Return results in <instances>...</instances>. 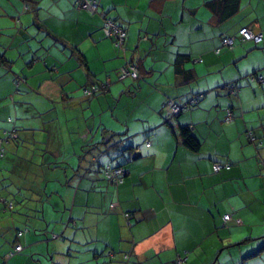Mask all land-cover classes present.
Returning a JSON list of instances; mask_svg holds the SVG:
<instances>
[{"label":"crops","instance_id":"crops-1","mask_svg":"<svg viewBox=\"0 0 264 264\" xmlns=\"http://www.w3.org/2000/svg\"><path fill=\"white\" fill-rule=\"evenodd\" d=\"M98 1L126 28L124 49L76 0H0V134L16 129L0 158V234L14 247L1 264H38L25 246L49 264L75 249L93 264H264V143L247 135L264 138V0H240L224 20L210 0ZM244 26L263 40L242 41ZM178 54L193 62L189 82ZM127 62L138 78H119ZM97 82L103 93L79 92ZM201 92L179 114L163 106ZM108 162L125 165L123 181L106 178Z\"/></svg>","mask_w":264,"mask_h":264},{"label":"built area","instance_id":"built-area-1","mask_svg":"<svg viewBox=\"0 0 264 264\" xmlns=\"http://www.w3.org/2000/svg\"><path fill=\"white\" fill-rule=\"evenodd\" d=\"M78 6L79 7H84V8H88L92 11H97V1L96 0H78ZM105 34L107 36H113L116 39V45L120 48L124 49V41L126 39L127 36V31L124 27H122L120 24L114 22L111 18H108L105 22L104 28H103ZM263 38V34L262 33H257L253 30H251L248 27H244L240 30V39L242 41H254L255 43H259L262 41ZM236 42V36H225L222 39V43L221 46H226V47H234ZM221 46L216 48V52H220L221 50ZM140 76V71L137 67V65H135L134 63L131 62H127L125 65H123L120 70H119V78L120 79H125L127 77H132V78H138ZM252 78H255L256 75H251ZM261 77V75H260ZM259 80L261 81L262 78H259ZM21 82V79H17L16 80V84L17 86H19ZM106 85V84H91L89 86H86L84 88V94L87 96H91L92 94L96 93V92H100L102 91ZM233 85V84H232ZM238 90V86L232 88V91H237ZM205 93H201L200 95H204ZM198 102L199 101V95H193L189 101L187 102H178L174 99H168L165 103H164V107L168 108L169 110H171L172 114H178L181 111L187 109L189 107V105L192 102ZM233 119V111L231 109H228L227 112V116H226V120L227 121H231ZM10 121H13L14 118L13 117H9ZM16 129H7L5 130V134L7 137L9 136H16ZM247 135L249 136L250 140L257 143V145H262L264 140L261 137L256 136V134L254 133V131L252 129H249L247 131ZM3 142V139L0 138V143ZM4 147L1 146L0 147V156H2L4 154ZM135 151H137V149H135ZM227 164L222 163L220 161H216L214 163V169L216 171L220 170L223 166H226ZM125 170L121 167H111L110 165H108L105 168V175L108 178V180L112 181V182H121L123 181L124 175H125ZM232 217L231 214H225L224 215V224L227 223V221L230 220V218ZM56 236V235H55ZM23 248L22 244H16L15 246V251L11 252V255H13L15 252L20 251Z\"/></svg>","mask_w":264,"mask_h":264},{"label":"trees","instance_id":"trees-1","mask_svg":"<svg viewBox=\"0 0 264 264\" xmlns=\"http://www.w3.org/2000/svg\"><path fill=\"white\" fill-rule=\"evenodd\" d=\"M97 1V11H92V10H90V9H88V8H84V7H79L78 6V0H76V6L78 7V8H80V9H85V10H87V11H89V12H91V13H98V14H100L102 17H103V19H104V23H103V26H102V30H103V28H104V25H105V22H106V20L108 19V18H111L114 22H116V23H118L113 17H111V16H109L108 15V13L104 10V9H101L100 8V2L98 1V0H96ZM207 3V5L218 15V17H219V19H221V20H224V19H226V18H228V17H230V16H232L233 14H235V12L239 9V7H240V0H210V1H207L206 2ZM119 24V23H118ZM121 25V24H120ZM122 27H124L123 25H121ZM244 27H248V26H244ZM244 27H242V28H244ZM125 28V27H124ZM241 28V29H242ZM248 28H250V27H248ZM126 29V28H125ZM240 29V30H241ZM240 30H239V33H238V35H239V38H240ZM252 30V29H251ZM104 31V30H103ZM127 31V30H126ZM105 33V32H104ZM107 36V35H106ZM225 36H230V35H228V34H225V35H223L222 36V39H223V37H225ZM231 36H235V35H231ZM108 37H110V38H113L114 39V42H115V44H116V39L113 37V36H108ZM126 38H127V36H126ZM222 39H221V43H222ZM262 40H263V38H262ZM125 41H126V39H125ZM125 41H124V45H125ZM260 43V42H259ZM125 47V46H124ZM80 57H81V60L83 61V63H85L86 64V57H85V55L82 53V52H80ZM191 60V58L189 57V55H187V54H178L177 55V57H176V59H175V61H174V67H175V72H176V74L177 75H182V77L184 78L185 76V74L188 72V71H190L191 69H187V68H185V64H186V62H188V61H190ZM6 60L4 59V57H3V55H0V62H5ZM138 67V66H137ZM140 69V68H139ZM192 76V78H193V75H191ZM184 79H186V78H184ZM191 79H186V81L185 82H189ZM98 83V82H97ZM96 83V84H97ZM15 84H16V81H15ZM234 87H237V85L236 84H233V85H231L230 84V89L232 90V88H234ZM16 89L17 90H20L19 89V86H17V84H16ZM104 92V90H102V91H100V92H96V93H94V94H92L91 96H87V97H92V96H95V95H98V94H100V93H103ZM234 92H237V91H234ZM201 93H203V92H201ZM201 93H198V94H195V95H199V101L198 102H192L190 105H189V107L188 108H190V107H192V106H194V105H197L199 102H200V100H201V97L203 96V95H200ZM190 100V99H189ZM187 108V109H188ZM184 111V110H183ZM182 112V111H181ZM180 112V113H181ZM179 114V113H178ZM173 115H176V114H173ZM14 120H15V118H14ZM180 134H181V136H182V138H183V142H184V144H186L189 148H191V149H193V150H198L199 148H200V146H201V141L199 140V138L196 136V134L193 132V130H192V128L189 126V125H184V126H181V129H180ZM11 136H9V137H3V136H1V138L3 139V142L2 143H0L1 144V146H5V143H6V140L8 141L9 139H11L10 138ZM262 139H264L263 137H261ZM264 143V142H263ZM263 145V144H262ZM0 146V147H1ZM3 146V147H4ZM4 149H5V147H4ZM5 151H6V149L4 150V154L2 155V156H0V158H2L4 155H5ZM99 160H100V154L99 155H97L96 157H95V161L96 162H99ZM108 165H110L111 167H119V168H123L124 170H125V173H126V169H125V165L124 164H112V163H110V162H108V163H105V164H103V172H104V174H105V168L108 166ZM107 178V177H106ZM30 229H29V227H25V228H17V237L19 238V237H22V235L23 234H25L27 231H29ZM26 231V232H25ZM16 244L17 243H15V245L14 246H16Z\"/></svg>","mask_w":264,"mask_h":264},{"label":"rangeland","instance_id":"rangeland-1","mask_svg":"<svg viewBox=\"0 0 264 264\" xmlns=\"http://www.w3.org/2000/svg\"><path fill=\"white\" fill-rule=\"evenodd\" d=\"M190 63L193 64V62H188V64H190ZM79 92H81V94H84V89H82V91H79ZM13 118H15V117L13 116ZM61 119H62L63 124H64V122H65V116L62 115L61 116ZM11 126L13 128V125H11ZM1 136L6 137V134H3V135L0 134V138H1ZM15 210H18V209L15 208L14 211ZM41 235H43V234H41ZM43 239H45V238H43ZM12 240L13 239H12V236L10 234H8L7 236H5L4 231H2V233L0 234V249L3 248V250L5 252H7V250H10V248H14V247H12ZM29 249L30 248H28L27 246H25V252H26V254H28V256L30 258L29 259V262L30 263L32 261L34 263H38V264L39 263L40 264H49L50 263L51 260H49V258L47 257L45 250L44 251H40V247L38 249L37 246H36V249H32V252H33V254H32L31 253V250H29ZM75 250L76 251H73V252L70 253V255L68 256V258L67 257L65 258L64 256H62L61 259L64 260V262H66V260L67 261L68 260L70 261V259H71V261H70L71 263L70 264H93V262H95L97 260L95 258L94 259L90 258L91 257V254L88 256L86 254V252H84L82 250H79V249L78 250L75 249ZM25 252H23L22 254H25ZM69 257H71V258H69ZM86 257H89V260ZM2 259H4V256L3 255H0V264H1V261H3ZM15 259L16 258H12L11 259L12 260L11 262H13Z\"/></svg>","mask_w":264,"mask_h":264}]
</instances>
